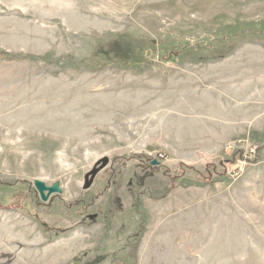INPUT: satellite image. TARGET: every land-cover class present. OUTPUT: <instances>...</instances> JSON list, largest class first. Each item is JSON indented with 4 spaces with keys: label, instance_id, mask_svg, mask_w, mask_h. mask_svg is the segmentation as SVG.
I'll use <instances>...</instances> for the list:
<instances>
[{
    "label": "rangeland",
    "instance_id": "obj_1",
    "mask_svg": "<svg viewBox=\"0 0 264 264\" xmlns=\"http://www.w3.org/2000/svg\"><path fill=\"white\" fill-rule=\"evenodd\" d=\"M262 34L264 0H0V264H264Z\"/></svg>",
    "mask_w": 264,
    "mask_h": 264
},
{
    "label": "water",
    "instance_id": "obj_2",
    "mask_svg": "<svg viewBox=\"0 0 264 264\" xmlns=\"http://www.w3.org/2000/svg\"><path fill=\"white\" fill-rule=\"evenodd\" d=\"M109 161L110 160L107 157L102 158L95 164L94 168L86 174L84 181L85 190H88L93 185L95 178L102 170H104L108 166ZM152 165L157 166L159 165V162L153 161ZM34 186L37 192L39 193L40 199L43 202H48L52 195L62 194L63 192L60 182H56L52 186H48L45 182L41 180H36L34 182Z\"/></svg>",
    "mask_w": 264,
    "mask_h": 264
},
{
    "label": "trees",
    "instance_id": "obj_3",
    "mask_svg": "<svg viewBox=\"0 0 264 264\" xmlns=\"http://www.w3.org/2000/svg\"><path fill=\"white\" fill-rule=\"evenodd\" d=\"M260 33H262L263 32V30L262 29H260V31H259ZM263 35V37H264V34H262ZM178 47V46H177ZM179 49H177V50H170V52L168 53V55H166V56H164L163 58H164V61H167V60H169L170 58L172 59V58H175V59H178V58H181V56H182V52L185 50V49H187V48H193V46H191V45H187V46H185L184 47V45H182V46H180L179 45ZM196 47V46H195ZM198 48H200L199 46H198ZM162 60H160V62H161Z\"/></svg>",
    "mask_w": 264,
    "mask_h": 264
},
{
    "label": "built area",
    "instance_id": "obj_4",
    "mask_svg": "<svg viewBox=\"0 0 264 264\" xmlns=\"http://www.w3.org/2000/svg\"><path fill=\"white\" fill-rule=\"evenodd\" d=\"M249 152H250V155L256 153V148H251L250 147L249 150H248V154H249ZM248 154H245V155L242 156L243 159H240L239 164L235 168L236 169L235 171L238 172L239 174L244 172V170H245V168H246V166L248 164V160L250 159Z\"/></svg>",
    "mask_w": 264,
    "mask_h": 264
},
{
    "label": "crops",
    "instance_id": "obj_5",
    "mask_svg": "<svg viewBox=\"0 0 264 264\" xmlns=\"http://www.w3.org/2000/svg\"><path fill=\"white\" fill-rule=\"evenodd\" d=\"M235 84V87H236V83H234ZM253 90L251 91V92H248V94H247V103L245 102L244 104H243V107H248L247 109L249 110L250 109V106L252 105V106H254V102H255V98H253ZM238 95H241V94H238ZM225 99V98H224ZM230 99V98H229ZM234 100V99H233ZM236 100L238 101V99L236 98ZM227 105H229V101H227ZM252 106H251V108H252ZM244 109V108H243ZM250 114H254L252 111H251V113L250 112H248V116L250 115ZM256 118V116L255 115H251L250 117H249V120L250 121H254V119Z\"/></svg>",
    "mask_w": 264,
    "mask_h": 264
}]
</instances>
